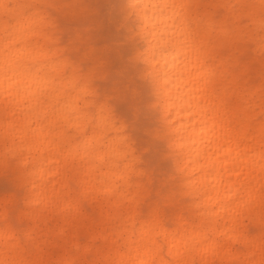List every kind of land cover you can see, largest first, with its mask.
Returning <instances> with one entry per match:
<instances>
[{"label": "clouds", "instance_id": "9594fccd", "mask_svg": "<svg viewBox=\"0 0 264 264\" xmlns=\"http://www.w3.org/2000/svg\"><path fill=\"white\" fill-rule=\"evenodd\" d=\"M0 264H264V0H0Z\"/></svg>", "mask_w": 264, "mask_h": 264}]
</instances>
